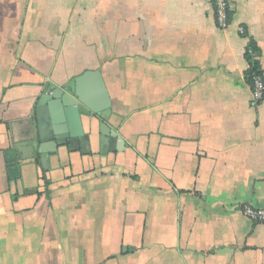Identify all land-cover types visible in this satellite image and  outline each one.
<instances>
[{"label": "crops", "instance_id": "1", "mask_svg": "<svg viewBox=\"0 0 264 264\" xmlns=\"http://www.w3.org/2000/svg\"><path fill=\"white\" fill-rule=\"evenodd\" d=\"M230 3L0 0V264H264V0ZM96 75L108 153L95 115L56 146L42 96Z\"/></svg>", "mask_w": 264, "mask_h": 264}, {"label": "water", "instance_id": "2", "mask_svg": "<svg viewBox=\"0 0 264 264\" xmlns=\"http://www.w3.org/2000/svg\"><path fill=\"white\" fill-rule=\"evenodd\" d=\"M38 106L46 116L56 146H66L75 140H85L89 146L90 136L84 131L83 117L97 116L101 120V153H108L110 137L116 136L107 126L111 102L99 75L86 76L63 89L50 85Z\"/></svg>", "mask_w": 264, "mask_h": 264}, {"label": "built area", "instance_id": "3", "mask_svg": "<svg viewBox=\"0 0 264 264\" xmlns=\"http://www.w3.org/2000/svg\"><path fill=\"white\" fill-rule=\"evenodd\" d=\"M212 6L215 12V18L217 26L220 30H227L231 23L232 6L230 0H211ZM241 35L246 34V30L243 27L239 28ZM248 55H250L254 60H256V53L250 47L248 48ZM251 70V66L249 71ZM252 88L251 97V107L258 108V106L264 101V75L263 73L255 74L251 78L250 82ZM244 215L252 221L263 222L264 223V210L254 211L247 208L244 211Z\"/></svg>", "mask_w": 264, "mask_h": 264}, {"label": "trees", "instance_id": "4", "mask_svg": "<svg viewBox=\"0 0 264 264\" xmlns=\"http://www.w3.org/2000/svg\"><path fill=\"white\" fill-rule=\"evenodd\" d=\"M250 47L254 50V52L257 54L258 53V48L256 44L252 41L250 44ZM247 60L251 63V70L247 72V79L249 82H251V78L255 74L262 73L261 71V66L257 60H254L250 55L247 54Z\"/></svg>", "mask_w": 264, "mask_h": 264}]
</instances>
